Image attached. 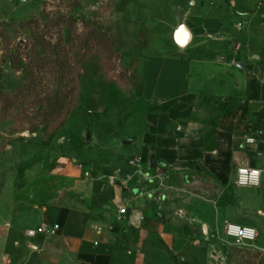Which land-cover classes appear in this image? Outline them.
I'll use <instances>...</instances> for the list:
<instances>
[{
    "label": "crops",
    "instance_id": "0c3cea01",
    "mask_svg": "<svg viewBox=\"0 0 264 264\" xmlns=\"http://www.w3.org/2000/svg\"><path fill=\"white\" fill-rule=\"evenodd\" d=\"M181 25L192 35L185 47L174 40ZM181 25L173 48L142 67L150 108L137 142L143 160L155 158L149 181L128 196L62 169L60 188L24 200L30 216L18 205L0 215V264H146L145 246L173 243L184 224L211 234L227 224L255 228L257 239L242 247L264 264V0L196 2ZM242 167L260 170L261 185L237 186ZM125 206L131 217L121 219ZM44 225L58 230L28 236Z\"/></svg>",
    "mask_w": 264,
    "mask_h": 264
},
{
    "label": "rangeland",
    "instance_id": "374dc122",
    "mask_svg": "<svg viewBox=\"0 0 264 264\" xmlns=\"http://www.w3.org/2000/svg\"><path fill=\"white\" fill-rule=\"evenodd\" d=\"M207 1L0 0V215L18 205L30 216L24 200L60 188L67 168L97 190L133 196L154 172L137 142L150 108L143 64L169 52L175 30ZM195 225L173 229L170 244L153 238L146 264L259 262L225 232ZM124 231L138 243L136 228Z\"/></svg>",
    "mask_w": 264,
    "mask_h": 264
},
{
    "label": "built area",
    "instance_id": "2783aa9c",
    "mask_svg": "<svg viewBox=\"0 0 264 264\" xmlns=\"http://www.w3.org/2000/svg\"><path fill=\"white\" fill-rule=\"evenodd\" d=\"M248 141H252L248 139ZM236 185L241 187H258L261 185V171L242 167L237 170ZM126 187L125 185H123ZM127 189V188H123ZM118 214L121 219L130 218L129 209L127 206L119 207ZM141 220V218H138ZM58 230V226L49 228L46 225L37 229L28 231V236L36 237L38 235L51 236ZM225 233L234 242L236 246H244L254 242L257 239L258 232L255 228L245 227L236 224H227Z\"/></svg>",
    "mask_w": 264,
    "mask_h": 264
},
{
    "label": "water",
    "instance_id": "95a60500",
    "mask_svg": "<svg viewBox=\"0 0 264 264\" xmlns=\"http://www.w3.org/2000/svg\"><path fill=\"white\" fill-rule=\"evenodd\" d=\"M191 39V32L185 25H181L174 34V40L180 47L187 46L190 43ZM151 166L153 168H156L157 166L154 157L151 159Z\"/></svg>",
    "mask_w": 264,
    "mask_h": 264
}]
</instances>
